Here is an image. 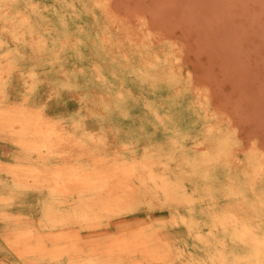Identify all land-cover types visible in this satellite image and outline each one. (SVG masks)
<instances>
[{"label": "rangeland", "instance_id": "374dc122", "mask_svg": "<svg viewBox=\"0 0 264 264\" xmlns=\"http://www.w3.org/2000/svg\"><path fill=\"white\" fill-rule=\"evenodd\" d=\"M0 53L13 95L70 134L55 152L91 175L131 170L102 196L129 187L132 206L46 236L146 229L172 264H264V0H0ZM23 153L0 143L6 165Z\"/></svg>", "mask_w": 264, "mask_h": 264}, {"label": "bare ground", "instance_id": "6f19581e", "mask_svg": "<svg viewBox=\"0 0 264 264\" xmlns=\"http://www.w3.org/2000/svg\"><path fill=\"white\" fill-rule=\"evenodd\" d=\"M6 55L0 53V143L21 149L24 161L6 165L0 157L1 243L22 261L34 263L46 259L60 264L59 260L65 259L67 264H172L169 246L156 242L152 230L124 231L102 244L89 242L86 246L77 234L60 233L45 238L44 227L70 223L97 226L100 218L119 212L120 205L133 204L136 198H126L131 192L129 187L122 194L102 196L106 182L115 172L128 176L131 170L115 167L110 175H91L80 164L55 152L57 145L70 140V134H61L57 123L50 121L53 118L46 121L42 110L34 107L35 101L31 102L34 108L26 109L25 98L20 100L13 95L6 81L10 72ZM83 144L80 142L79 148L83 149ZM73 183L80 187L72 188ZM66 194H74L75 198L65 214L58 198ZM41 195L45 197L40 198ZM28 196L33 199L31 208ZM34 196L41 199L38 205Z\"/></svg>", "mask_w": 264, "mask_h": 264}, {"label": "crops", "instance_id": "0c3cea01", "mask_svg": "<svg viewBox=\"0 0 264 264\" xmlns=\"http://www.w3.org/2000/svg\"><path fill=\"white\" fill-rule=\"evenodd\" d=\"M38 217H39V216H38ZM44 229H45V232H44L45 235H44V236H45V238H48V236H46V235H47L46 233L49 232V231H48V230H49V227H44ZM50 238H52V237H50ZM0 255H2V254H0ZM24 264H33V263H28V262H27V263H24ZM38 264H39V262H38Z\"/></svg>", "mask_w": 264, "mask_h": 264}]
</instances>
